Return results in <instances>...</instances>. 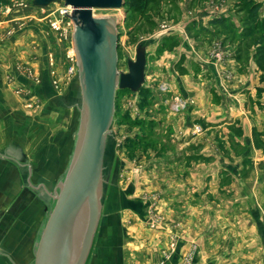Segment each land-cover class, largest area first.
<instances>
[{
    "label": "crops",
    "instance_id": "obj_1",
    "mask_svg": "<svg viewBox=\"0 0 264 264\" xmlns=\"http://www.w3.org/2000/svg\"><path fill=\"white\" fill-rule=\"evenodd\" d=\"M240 1L159 0L146 12L142 27L154 31L138 42L146 57L138 116L157 131L119 122L113 109L103 152L111 167L125 150L117 143L140 136L130 170L138 178L115 226H126L124 245L141 264H264V68L254 59L264 0ZM23 14L0 16V264L33 260L81 119L82 100L71 109L65 88L51 84L38 18ZM251 14L259 33L244 29ZM164 19L168 30L158 32ZM153 208L161 218L152 230ZM101 225L90 264L111 252Z\"/></svg>",
    "mask_w": 264,
    "mask_h": 264
},
{
    "label": "water",
    "instance_id": "obj_2",
    "mask_svg": "<svg viewBox=\"0 0 264 264\" xmlns=\"http://www.w3.org/2000/svg\"><path fill=\"white\" fill-rule=\"evenodd\" d=\"M52 2L73 8L70 19L82 108L72 158L38 240L34 264H84L101 213L102 157L115 91L139 89L144 80L145 48L138 44L134 59L126 62L127 70L117 71L116 26L95 16L93 9L118 8L123 0H31L37 7Z\"/></svg>",
    "mask_w": 264,
    "mask_h": 264
},
{
    "label": "rangeland",
    "instance_id": "obj_3",
    "mask_svg": "<svg viewBox=\"0 0 264 264\" xmlns=\"http://www.w3.org/2000/svg\"><path fill=\"white\" fill-rule=\"evenodd\" d=\"M134 6H135V11H132V5L128 6H120L118 8H103V9H93V14L98 17H105L108 20H110L112 23L115 24V30L117 31V46H116V53H117V64L116 68L117 71H126L127 70V65L126 62L127 60H133L134 59V54H135V48L139 44V40H142L141 37L149 33L150 31H154L151 28H143V25H146L143 20H146L148 16L145 11L143 10V6L141 4V0H132ZM240 3L242 4L241 6L247 7L250 4L253 3V0H241ZM159 5L156 4L152 11L154 13L157 10V7ZM56 7V2H52L48 4L47 6L43 7V10H39L40 8H36V12H31L34 16H41L43 14H50L54 8ZM34 10V11H35ZM39 10V11H38ZM15 11V10H14ZM0 16L2 17H7L9 16V13L6 15L5 11L3 8L0 7ZM38 18V17H37ZM157 17L155 16V19ZM46 18L39 19L38 22L32 21L34 23H37L41 27V34L38 37L37 41H41L42 43L45 44L47 47V60L44 61V65L47 68V72L49 75H51V84L58 90L65 88L64 94L67 95V103H69L70 108L73 109V107H77L79 105V100H82V89H81V84L79 80V71H78V66L76 63L74 64V71H69V67L71 65V61L67 57V51L69 49V42L67 40H63L62 38H58L57 35L49 28L48 23L45 20ZM263 20V19H262ZM18 21L24 22L25 21L29 22L27 19H19ZM148 22V21H146ZM263 22V21H262ZM22 24V23H21ZM22 25L24 27L25 25ZM141 26H138L140 25ZM20 25V23H19ZM169 25L168 20L164 19L160 22H158L157 26L158 32H163L167 26ZM29 26V25H28ZM162 26H165L163 28ZM260 28L264 29V23H260ZM144 39V38H143ZM146 40V39H145ZM40 51V50H39ZM153 55V53H151ZM150 55V56H151ZM150 60H152V56L150 57ZM68 88V89H67ZM19 92V90H17ZM138 91L136 92H131V91H126L124 89L119 90V94L122 95V97L118 96V102L121 104L119 105L120 110H124L123 113H126L131 116L132 119H138L139 116L141 115L139 113V110H142L138 107L142 104V96L137 94ZM120 97V98H119ZM82 102V101H81ZM173 100L171 101L170 104H172ZM123 103V104H122ZM121 105H125V109L121 108ZM68 111V110H67ZM73 111V110H72ZM142 122H148L149 128H151V133H156V125L154 123V120L151 119L150 121H144L145 118L141 117L139 118ZM127 124V123H126ZM129 125H127L128 127ZM156 130H154V129ZM197 130L199 128L197 127ZM136 135H134V139L136 138ZM132 138V137H131ZM132 140V139H131ZM127 141V140H125ZM153 142V141H150ZM139 144V140L137 141L126 143V142H118L116 145V150H121L124 147V152L121 155L119 152L118 157L114 156V159H117L116 162H112V166L110 167V163L107 162L108 158L105 156L102 157V169H101V182H102V195H101V213L99 217V221L97 224V228L94 232L93 240H92V245L90 248V251L88 253V256L84 262V264H90L91 255L92 252L95 250V246L97 245V241L100 242L99 238L101 235V220H105L108 223L107 228L105 229V233L110 234L107 238L103 240L104 246L106 247L107 245L109 246V249L111 252L107 254H100L99 256V261L100 264H106L105 260H109L110 262L108 264H141V257L137 255L136 252L131 253L130 250L125 247L124 245V228L126 229V226H119L117 228L115 225L116 223V218L119 216V219L121 217L124 218L126 209L129 207L127 204L128 197L126 192L128 191H134V185L137 181L138 175L136 172L133 171L130 172V170L134 169L137 164V158L136 156V150ZM74 149L72 150L73 154ZM107 153V151H106ZM110 153V150H109ZM108 153V154H109ZM120 155V156H119ZM72 156L69 159V162L65 168V171L60 174L59 180L57 184H59L65 177V174L67 172L69 163L71 161ZM131 160V164L128 163V160ZM142 182H144V176L142 179H140ZM133 189H132V188ZM59 191V187L57 185L56 189L53 190L52 194L55 196L57 192ZM51 194V195H52ZM51 196L49 199V206H48V213H47V219L52 211L54 204H55V198ZM111 204V205H110ZM108 206V208H107ZM112 206V208H111ZM113 209V210H112ZM154 209V208H153ZM151 210L150 214V220L146 222L147 227L151 228L152 230L159 224V219L160 213L157 210ZM47 219L44 221L42 224V230L45 226V223ZM40 231V235L41 232ZM113 231H115L113 233ZM113 234V235H112ZM115 234V235H114ZM40 235L36 239V244H35V250L37 247L38 240L40 238ZM112 236V237H111ZM106 237V236H105ZM110 237V238H109ZM108 240V241H107ZM106 242V243H105ZM35 254V251H34ZM29 264H34V256L33 260ZM161 264V263H160Z\"/></svg>",
    "mask_w": 264,
    "mask_h": 264
},
{
    "label": "built area",
    "instance_id": "obj_4",
    "mask_svg": "<svg viewBox=\"0 0 264 264\" xmlns=\"http://www.w3.org/2000/svg\"><path fill=\"white\" fill-rule=\"evenodd\" d=\"M0 7L4 9L6 15L8 13H12L14 10H23L24 14L22 16L25 18L33 16L31 12H36V8H40L39 10H43V7L33 6L31 0H0ZM72 9L73 8L70 5L56 2V7L50 14H48V16L46 15L47 13L41 16H37L40 20L46 18L45 20L48 23L49 28L57 35V37L69 42L67 57L71 61V65L69 67L70 72L74 71V64L76 63V55L72 41V31L74 28V24L70 19ZM162 27L165 28V26ZM165 88L166 86L164 84L160 85L161 90H165ZM184 106L185 101L181 97L175 96L171 104V108L174 110H180Z\"/></svg>",
    "mask_w": 264,
    "mask_h": 264
},
{
    "label": "trees",
    "instance_id": "obj_5",
    "mask_svg": "<svg viewBox=\"0 0 264 264\" xmlns=\"http://www.w3.org/2000/svg\"><path fill=\"white\" fill-rule=\"evenodd\" d=\"M158 1L159 0H141V4H142V6L144 7L143 8V10L145 11V13L147 12V10L150 8V9H153V7L158 3ZM130 6V5H132V11H135L136 9H135V6H134V4H133V2H132V0H123V3H122V6ZM255 5L256 4H253L252 6H251V9L252 8H254V9H256V7H255ZM254 9H252V10H254ZM147 14V13H146ZM254 17V14H251V16H249V18L250 19H246V22L248 23V26L246 27V28H244L245 29V31H247V32H251V31H255V32H257V33H259L258 31H257V28L259 27L258 26V24H254L253 25V23H252V21H254L252 18ZM147 21L149 20L148 18L146 19ZM250 23H252V24H250ZM138 26H141V24L140 25H138ZM260 30V29H259ZM261 32H264V31H261ZM262 36L261 37H263L264 36V33H262L261 34ZM262 38H260V40H261ZM263 41L262 42H260L258 45H257V47H256V50H255V52H254V59H255V61H256V63H257V65L259 66V67H262V68H264V39H262ZM119 90L120 89H117L116 91H115V99H114V114L117 116V117H119V122H122V121H128V123L129 124H134V125H141V127L142 128H144V123L141 121V120H139V119H131L130 117H129V115H127L126 113H120V109H119V102H118V96H119ZM124 90H126V91H129L128 89H124ZM138 93L139 94H141V96H142V98H143V100H142V103H144L145 102V92H144V89H142L141 87H139V89H138ZM148 128V130H149V134H151V128H149V126L147 127ZM133 138H134V136L132 137V138H129V137H127V141H125L126 143H130V142H133L134 143V141H137V139L139 140L140 139V136L137 134L136 135V138L137 139H134L133 140ZM132 139V140H131ZM130 140V141H129Z\"/></svg>",
    "mask_w": 264,
    "mask_h": 264
}]
</instances>
